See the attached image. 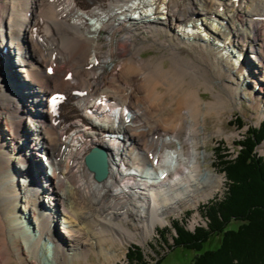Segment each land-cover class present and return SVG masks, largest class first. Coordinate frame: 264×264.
Returning <instances> with one entry per match:
<instances>
[{
    "label": "bare ground",
    "instance_id": "1",
    "mask_svg": "<svg viewBox=\"0 0 264 264\" xmlns=\"http://www.w3.org/2000/svg\"><path fill=\"white\" fill-rule=\"evenodd\" d=\"M149 1L71 0L73 6L83 9L78 14L84 21L76 26L71 22L57 25L44 0L0 2L2 143L6 142L12 150L13 129L19 135L25 127L15 113L20 107L24 110L26 105L34 103L38 108L39 94L56 88H74V84L60 79L68 69L75 75L73 83L108 86L102 89L111 90L116 105L124 107L131 116L128 123H122L112 111L115 125L106 120L95 122L99 129H111L116 137L114 143L97 142L105 149L108 175L101 183L90 178L86 181V206L77 208L71 201L67 202L65 215L58 217L65 234L63 243L48 241L53 237L50 220L45 212L34 210V179L30 171L24 169L28 174L19 185L3 177L0 264L11 263L8 254H13L16 264H24L23 255L26 264H54L51 262L54 257L69 264L71 259H84L89 253L103 257L107 264L115 262L113 254L117 255L107 250L113 242L123 246L137 236L146 238L155 225L166 224L164 217L177 212L179 204L193 207L221 186V177L209 168L201 169V154L196 148L199 124L206 117L219 122L231 104L234 108L239 106L236 102L242 89L239 78L264 88V76L260 72L264 71V0H232L229 4V0H156L155 7H150ZM145 3L150 9L143 13L141 8ZM134 5L136 8L130 10ZM133 9L139 10L135 19L129 17ZM150 14L157 15L149 17ZM38 21L43 23L44 43L40 44L34 36V24ZM258 22L263 28L260 29ZM64 43L69 46L65 48ZM52 52H56L59 69L46 78L43 67L49 64ZM148 52H151L149 57L142 59L140 54ZM234 53L238 67L229 60ZM250 54L253 56L249 57ZM91 64L97 66L87 67ZM240 66L246 73L249 68L250 73L242 74L238 70ZM109 67L115 72L108 74ZM124 69L127 76L137 78L136 86L128 84L126 79L119 82L116 72L122 73ZM12 73L15 75L11 78ZM97 73L99 76L94 79ZM227 73L229 85L224 80ZM258 74L262 76L260 79ZM117 82L122 86L116 87ZM135 87L142 91L143 97H135ZM159 88H166V94L172 97L170 105L163 101L165 94L159 93ZM16 91L18 94L14 95ZM201 92L210 93L212 99L204 101ZM2 100L11 106L13 113ZM220 132L218 126L215 133ZM133 134L135 141H140L143 134L151 136L155 150L135 147ZM45 138L49 139L46 135ZM202 138L205 142L206 135ZM18 146L23 145L18 143ZM18 154L12 152L7 160L0 153L1 166L3 162L7 167L19 166L22 158ZM4 169V166L0 168ZM11 191L17 197L11 196ZM21 216L28 225L22 224ZM115 217L117 220L113 221ZM132 220L138 224L133 226ZM45 240L52 247L50 257L46 251H38L39 244ZM70 252L71 258L67 257ZM28 255L32 256L31 261Z\"/></svg>",
    "mask_w": 264,
    "mask_h": 264
},
{
    "label": "trees",
    "instance_id": "2",
    "mask_svg": "<svg viewBox=\"0 0 264 264\" xmlns=\"http://www.w3.org/2000/svg\"><path fill=\"white\" fill-rule=\"evenodd\" d=\"M263 139L264 120L236 142L239 150L232 159L218 155L225 177L222 198L202 207L205 227L190 232L172 222L174 236L166 249H179L181 257L191 253L188 264H264V158L254 152ZM165 256L153 264H161ZM141 261L138 248L128 252V264H145Z\"/></svg>",
    "mask_w": 264,
    "mask_h": 264
},
{
    "label": "rangeland",
    "instance_id": "3",
    "mask_svg": "<svg viewBox=\"0 0 264 264\" xmlns=\"http://www.w3.org/2000/svg\"><path fill=\"white\" fill-rule=\"evenodd\" d=\"M0 2H1V4H3V2H5V0L4 1L0 0ZM36 10H37V7L35 9V14H36ZM40 23H42V22H40ZM208 24H209V21L206 22V25H208ZM186 29L188 32L190 31V28H186ZM180 32H182V31H180ZM104 41L106 42V40H104ZM64 45H65V48H67L69 46L68 43H64ZM121 48H120L121 49L120 51H123L124 47H121ZM106 49L107 48L105 47L104 51H106ZM36 51L37 50H36V46H35V50L33 52L36 53ZM32 54L34 55V53H32ZM150 54H151V52L141 53L140 56L142 59H146L149 57ZM249 56H253V55L250 54ZM34 58H31V60ZM236 59L237 58H235V59H233L232 57L229 58V60L232 63L235 62V67H238ZM12 62H14L13 56H12ZM14 69L15 70L18 69L17 64H15ZM118 70H119V68H118ZM238 70L242 71V74L246 75L245 74L246 71L242 67L239 68ZM107 71H109L108 74L115 72L114 70H112L111 67H109ZM116 73L118 75V78L120 77L119 82H123L124 79H126L128 81V84L134 85V86L137 85V83H138L137 78L127 76L125 69H124V72L122 71V73H121V71L120 72L117 71ZM14 75H15V73L14 74L12 73L11 78ZM0 76H1V71H0ZM249 77H251V76H249ZM259 79H260V77H259ZM224 80H225V84L227 83L229 85V83H231L230 82V75H228V73H227V76ZM10 81H12V80L10 79ZM239 82L242 84L241 78H239ZM246 84L247 85L244 84V87H243L244 89L242 90V92L248 93V96L250 98H252V95L254 93H256L255 92L256 90H255V88L253 89L251 82H246ZM118 86L121 87L122 85H118ZM122 89H123V87H122ZM226 89H227V87H226ZM133 90H134V93L136 92L135 93L136 98L143 97L142 91L139 90L137 87H135ZM158 91L161 94H165L163 97V101L166 104L170 105L172 102V97L166 94L167 93L166 88H159ZM261 96H262V98L264 97L263 95H261ZM200 98L203 99L204 101H207V100L212 99V96L208 92H201ZM2 102L5 104V106H7L9 108L10 111L13 110L11 108V106H9L5 102V100H2ZM236 102H237V100H236ZM241 102L242 101L240 99L239 100V106L237 108H234L233 104H231L230 107H228L226 114L221 117V120H219V122L218 121L214 122V118L206 117V118H204L203 122H200V124H199V138H198L199 140L197 139V141H199V142H197L196 148H197V152H199L201 154V162H202L201 169L204 170L205 168H209L210 170L215 172L218 177H221V179H222L221 186L217 187L215 189L214 194L211 195L209 198L200 199L199 202L195 206L191 207L186 203H182V204H179L177 206L178 211L175 212L176 214L174 212L168 213L164 217V220H166V222H167V224L163 227L165 230V233L163 236L164 243L162 241L161 236H159L158 234H156L154 232H153L151 237H150L151 234L149 236H147L146 238L144 235L137 236L138 238L136 237L134 241H128L123 246L118 245L117 242H113L114 245H111L110 249L107 248V250H110L112 252L111 254H113V252H114L117 256H115L113 254V258H115L116 261L115 262L113 261L112 263H110V261H109V264H126V259H125L126 248H128L131 245H135L138 247V249H139L138 251L141 254V258H142L141 262H143L145 264H153L156 258H159L161 256H165V255L166 256L163 259L161 264H188L190 262V259L192 257L191 253L187 252L184 254V257H181L179 249H174V250L170 251L168 248H167L168 249L167 250L164 247L163 244H165V245L171 244V237L173 236V230L168 227V222L170 220L176 219V221L179 223L178 219L181 218V222H182L184 228H186V229H190L192 226L194 227V225H201L202 220H201L200 216H198L199 213L196 212V208L199 209L201 205L206 204L209 200L215 199L222 194L223 180L224 179H223V173L221 172V170H219L218 155H220V154L223 155L226 153V154H228L227 159H232L235 155L236 150H237L236 141L240 140L241 136L243 135L244 125L255 124V118L253 117V115H250L247 110L242 109V107L240 106ZM11 112L13 113V111H11ZM2 113H4L3 110L0 112V115ZM234 116L240 118L241 125H243L241 128H240L241 125L238 127H235L234 125L231 124ZM164 121L166 122L165 118H164ZM6 125H7V121H6ZM218 126L220 127L221 132L215 133V130H216V128H218ZM0 128H1V130H3V120L0 121ZM203 135H206L205 142H203V138H202ZM147 139H149V140H147ZM133 140H134L135 147H139V148L146 147V148H150V149L155 150L154 142L152 141V137L149 135L143 134L140 141H135L134 134H133ZM263 143H264V141L256 148V153L259 156H264V145H263ZM1 148H2V151H0L1 155L3 157L5 155L6 159L9 160L10 155L12 153L9 151V150H11V148L7 147L6 142L2 143V139L0 138V149ZM12 150H13V148H12ZM5 157H4V159H5ZM20 157L21 156L19 155V158ZM3 166L6 169L0 170V185L2 184L4 176H6L8 179H12V183H15L17 185H19V182L25 181L24 178L27 177L28 172L25 171L23 169V167H21L22 166L21 162H20L19 166H17V167H13V166L7 167V165L4 162L1 166V163H0V168ZM7 184L8 183L2 185V187L3 186L6 187ZM11 196L17 197V194L11 191ZM21 221H22L23 225H28V222H26L24 220L23 216H21ZM132 222H133L132 223L133 226L138 224V222H136L134 220H132ZM159 228H160L159 226H156L155 229L158 230ZM21 233L23 234V231H21ZM144 238H145V240L141 241ZM48 249L49 248L42 247V249H39L38 251L45 253L44 251L47 252ZM97 251H98V249H97ZM11 254H12V252H11ZM8 255L12 259L10 264H16L14 257H12L13 254H12V256L10 254H8ZM95 255L92 253H89V254H87V257L84 259H78V258L72 259L69 264H107V263L103 262L104 258L102 256H100V257H102L103 259L97 258ZM46 256L50 257V255H48L47 253H46ZM119 257H120V259H119ZM28 258H29V261L32 260V256L28 255ZM58 260H61V259L59 257H54L51 260V262L54 264H57L59 262ZM23 261H24V264L28 263V261L25 260L24 255H23ZM59 263L63 264L61 262H59ZM31 264H34V262ZM134 264H137V263H134Z\"/></svg>",
    "mask_w": 264,
    "mask_h": 264
},
{
    "label": "water",
    "instance_id": "4",
    "mask_svg": "<svg viewBox=\"0 0 264 264\" xmlns=\"http://www.w3.org/2000/svg\"><path fill=\"white\" fill-rule=\"evenodd\" d=\"M83 163L92 178L96 182H102L108 173L106 154L103 149L91 147L83 156Z\"/></svg>",
    "mask_w": 264,
    "mask_h": 264
}]
</instances>
